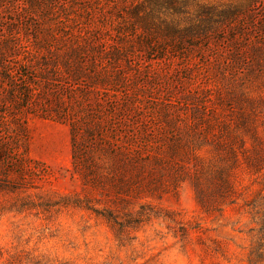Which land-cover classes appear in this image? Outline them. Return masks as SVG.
<instances>
[{
	"label": "rangeland",
	"instance_id": "obj_1",
	"mask_svg": "<svg viewBox=\"0 0 264 264\" xmlns=\"http://www.w3.org/2000/svg\"><path fill=\"white\" fill-rule=\"evenodd\" d=\"M29 1L0 5V264H264V0Z\"/></svg>",
	"mask_w": 264,
	"mask_h": 264
},
{
	"label": "trees",
	"instance_id": "obj_2",
	"mask_svg": "<svg viewBox=\"0 0 264 264\" xmlns=\"http://www.w3.org/2000/svg\"><path fill=\"white\" fill-rule=\"evenodd\" d=\"M4 3V0H0V5ZM57 3V0H30L29 1V4L32 6V7H38L40 6L41 4H45L46 7L48 6H51L52 4H56ZM77 49V48H76ZM80 64V63H78ZM75 73H78V75L80 74L79 73V70L78 71H75ZM74 73V75H75Z\"/></svg>",
	"mask_w": 264,
	"mask_h": 264
}]
</instances>
